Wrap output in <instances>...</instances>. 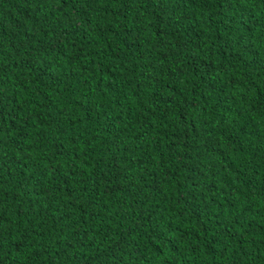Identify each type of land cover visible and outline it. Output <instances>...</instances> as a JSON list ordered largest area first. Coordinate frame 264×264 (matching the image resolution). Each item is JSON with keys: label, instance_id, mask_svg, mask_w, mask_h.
I'll return each instance as SVG.
<instances>
[{"label": "trees", "instance_id": "1", "mask_svg": "<svg viewBox=\"0 0 264 264\" xmlns=\"http://www.w3.org/2000/svg\"><path fill=\"white\" fill-rule=\"evenodd\" d=\"M0 264H264V0H0Z\"/></svg>", "mask_w": 264, "mask_h": 264}]
</instances>
